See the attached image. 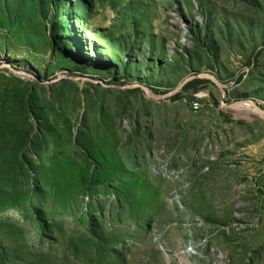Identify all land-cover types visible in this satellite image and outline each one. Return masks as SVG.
Wrapping results in <instances>:
<instances>
[{
    "label": "rangeland",
    "instance_id": "374dc122",
    "mask_svg": "<svg viewBox=\"0 0 264 264\" xmlns=\"http://www.w3.org/2000/svg\"><path fill=\"white\" fill-rule=\"evenodd\" d=\"M203 73L264 107V0H0V264H264V125Z\"/></svg>",
    "mask_w": 264,
    "mask_h": 264
},
{
    "label": "water",
    "instance_id": "95a60500",
    "mask_svg": "<svg viewBox=\"0 0 264 264\" xmlns=\"http://www.w3.org/2000/svg\"><path fill=\"white\" fill-rule=\"evenodd\" d=\"M199 78H205L212 81L220 90L221 95L223 97L222 102L219 106L220 112L224 116L231 117L232 121L234 122H245V123H252V122H262L264 125V107L260 105L255 99L253 98H241L233 101L227 100V91L224 89L223 84H221L216 77L211 74H201L198 76ZM194 77L193 79H195ZM60 78L53 80L52 82H57ZM42 83H49L47 81H42ZM51 82V83H52ZM185 83V82H184ZM141 89L145 91V93L154 99H158L160 97L151 95V92L144 86V85H137ZM182 87V86H181ZM179 87V89L181 88ZM176 89L175 93L179 90Z\"/></svg>",
    "mask_w": 264,
    "mask_h": 264
},
{
    "label": "built area",
    "instance_id": "2783aa9c",
    "mask_svg": "<svg viewBox=\"0 0 264 264\" xmlns=\"http://www.w3.org/2000/svg\"><path fill=\"white\" fill-rule=\"evenodd\" d=\"M200 101H201V98L195 95L194 99L189 101V104L195 105L196 108H201V102Z\"/></svg>",
    "mask_w": 264,
    "mask_h": 264
},
{
    "label": "trees",
    "instance_id": "16d2710c",
    "mask_svg": "<svg viewBox=\"0 0 264 264\" xmlns=\"http://www.w3.org/2000/svg\"><path fill=\"white\" fill-rule=\"evenodd\" d=\"M199 82H201V81H200V80H195V81L189 83L187 86H188V87H192L193 85H195V84H197V83H199ZM224 117H225L226 119H228L229 121L232 120L231 117H229V116H224Z\"/></svg>",
    "mask_w": 264,
    "mask_h": 264
},
{
    "label": "bare ground",
    "instance_id": "6f19581e",
    "mask_svg": "<svg viewBox=\"0 0 264 264\" xmlns=\"http://www.w3.org/2000/svg\"><path fill=\"white\" fill-rule=\"evenodd\" d=\"M151 95H152V94H151ZM198 96H199V95H198ZM201 96L206 97V96H207V93H206V92H203V93L201 94ZM189 106H190L191 109L194 110V111H199V110H200V108H196L195 105H193V104H189Z\"/></svg>",
    "mask_w": 264,
    "mask_h": 264
}]
</instances>
